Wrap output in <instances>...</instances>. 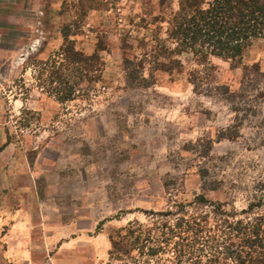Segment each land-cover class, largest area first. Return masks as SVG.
I'll list each match as a JSON object with an SVG mask.
<instances>
[{
	"label": "rangeland",
	"instance_id": "1",
	"mask_svg": "<svg viewBox=\"0 0 264 264\" xmlns=\"http://www.w3.org/2000/svg\"><path fill=\"white\" fill-rule=\"evenodd\" d=\"M178 3L61 0L43 59L0 16V264H122L114 240L159 212L200 216L198 195L237 219L263 212L241 214L264 195V40L208 70L163 52ZM63 35L103 67L58 102L35 65Z\"/></svg>",
	"mask_w": 264,
	"mask_h": 264
},
{
	"label": "trees",
	"instance_id": "2",
	"mask_svg": "<svg viewBox=\"0 0 264 264\" xmlns=\"http://www.w3.org/2000/svg\"><path fill=\"white\" fill-rule=\"evenodd\" d=\"M164 3L160 0L159 6ZM167 24L173 48L162 46V51L190 53L208 70L211 57L235 62L255 41L264 40V0H179ZM69 38L63 35L59 50L35 65L59 86L54 88L58 102L72 101L81 84L96 81L103 67L97 51L84 55ZM261 198L241 214H251V207L263 212L237 219L234 211L198 195L193 205L208 209L200 216L159 212L165 221L130 226L112 241L110 255L122 264H264V195Z\"/></svg>",
	"mask_w": 264,
	"mask_h": 264
},
{
	"label": "crops",
	"instance_id": "3",
	"mask_svg": "<svg viewBox=\"0 0 264 264\" xmlns=\"http://www.w3.org/2000/svg\"><path fill=\"white\" fill-rule=\"evenodd\" d=\"M60 6L61 0H0V16L10 26L13 25L11 30L20 34L16 39L18 44L23 45L22 53L43 59L54 50L59 40L58 34L57 37L50 36L45 24H54L59 19ZM22 251L23 261L28 262L29 255Z\"/></svg>",
	"mask_w": 264,
	"mask_h": 264
}]
</instances>
